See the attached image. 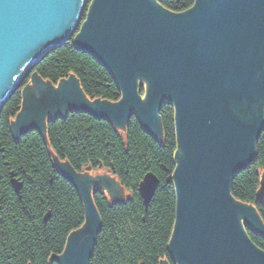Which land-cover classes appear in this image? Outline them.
Returning a JSON list of instances; mask_svg holds the SVG:
<instances>
[{"label":"water","instance_id":"95a60500","mask_svg":"<svg viewBox=\"0 0 264 264\" xmlns=\"http://www.w3.org/2000/svg\"><path fill=\"white\" fill-rule=\"evenodd\" d=\"M82 2L0 0V104L17 85L20 77L12 80L24 61L27 69L42 51L72 36L110 71L121 100L86 103L75 78L55 89L32 74L33 88L21 91L20 111L10 123L13 138L43 132L46 115L81 110L116 127L133 111L161 140L159 111L170 103L178 149L171 257L176 264H264V251L242 222L263 236L264 226L254 209L229 194L232 178L252 163L264 127V0H194L181 13L156 0H92L79 30ZM138 80L145 85L143 100ZM55 167L76 189L86 226L68 234L59 264H88L100 230L90 181L67 163ZM100 182L118 198L113 180ZM151 182L140 186L145 203L156 189L157 180Z\"/></svg>","mask_w":264,"mask_h":264},{"label":"trees","instance_id":"16d2710c","mask_svg":"<svg viewBox=\"0 0 264 264\" xmlns=\"http://www.w3.org/2000/svg\"><path fill=\"white\" fill-rule=\"evenodd\" d=\"M193 1L159 0L174 12L190 7ZM32 71L50 82L72 73L89 97L111 102L120 97L109 71L71 39L48 52ZM21 90L16 88L0 108V264H58L51 263V257L62 251L68 233L84 221L79 195L58 173L51 151L67 159L76 171L86 161L110 160L115 175L130 192L128 200L112 205L95 194L102 227L89 264H175L168 248L175 220L171 179L176 136L172 106L163 104L160 111L162 141L147 133L132 116L127 122L125 144L108 121L83 112H70L50 121L46 133L29 131L15 139L9 122L20 109ZM263 168L264 129L256 144L254 163L231 183L237 200L258 204L257 177ZM145 171L159 179L146 210L138 193ZM11 180L18 181V192ZM257 209L264 219V209ZM47 212L49 218L44 222ZM247 233L264 250V238Z\"/></svg>","mask_w":264,"mask_h":264},{"label":"rangeland","instance_id":"374dc122","mask_svg":"<svg viewBox=\"0 0 264 264\" xmlns=\"http://www.w3.org/2000/svg\"><path fill=\"white\" fill-rule=\"evenodd\" d=\"M88 7H89V4L87 5V7L81 12V21L82 22H80L79 23V26H78V28H79V30H80V27H81V25H82V23H83V21H84V18H85V16H86V13H87V10H88ZM164 9H166V10H168V11H170V12H173V13H176V12H174V11H171V10H169V9H167V8H164ZM188 9H190V7H188V8H186V10H188ZM78 30V29H77ZM78 30V31H79ZM68 40H70V39H68ZM71 40H73L74 41V36L71 38ZM57 47V46H56ZM81 50V49H80ZM83 51V50H82ZM84 52H86V51H84ZM35 65H37V61L36 62H34L33 63V66H35ZM105 67V66H104ZM106 68V67H105ZM107 69V68H106ZM32 75V74H31ZM37 76L43 81V82H48V83H50L55 89L57 88V86H58V84H60L61 82H64L66 79H67V77L68 76H71V77H73V78H75L76 80H77V84H78V88L81 90V92H82V96L84 97V99L86 100L87 98H88V96H86L85 95V92L82 90V88H81V86H80V84H79V81H78V79H77V77L74 75V74H69L68 76H66L65 78H62V79H59V80H57V81H55V82H50V81H47V80H44V79H42L38 74H37ZM22 77L23 76H21L20 77V80H18V82H17V84H19V87L20 88H23L24 86H27V85H30V89H26V90H31L32 88H33V86H32V83H31V80H28L27 82L28 83H26V84H23V79H22ZM20 81V82H19ZM140 85H141V87H140ZM118 87V86H117ZM18 88V87H17ZM118 89H119V87H118ZM137 92L139 93V95H140V97H141V99L142 98H144L145 97V93H146V90H145V85L143 84V82L142 81H140V80H138L137 81ZM119 93H120V90H119ZM88 100H91V101H98V102H105V103H110V104H116L117 103V101H120L121 100V94H120V97H119V99L118 100H116L115 102L116 103H113V102H108V101H106V100H103V99H100L99 100V98H96V97H89L88 98ZM163 106V105H162ZM20 110V109H19ZM70 112H83V111H81V110H67V114L68 113H70ZM83 113H85V112H83ZM130 113H132L133 114V111H131ZM86 114H89V113H87L86 112ZM89 115H91V114H89ZM92 116V115H91ZM65 117V116H64ZM94 117V116H93ZM94 118H96V119H100V120H106V121H108L105 117H100V116H98V117H94ZM130 119V118H129ZM129 119H127L126 120V122H125V124L123 125V126H121V127H116V126H114V125H112L111 124V127H112V129L115 131V133L117 134V136H119L120 138H121V140H122V142L123 143H127V136H126V127H127V122H128V120ZM55 119H54V117H49L48 115H47V120H46V123L48 124L50 121H54ZM109 122V121H108ZM45 123V124H46ZM46 126V125H45ZM162 129V128H161ZM263 129H264V127H263ZM263 129H262V131H263ZM34 131H38V130H34ZM262 131L260 132V134L262 133ZM29 131H27L26 133H28ZM39 132V131H38ZM26 133H24V134H26ZM24 134H22V135H24ZM260 137V136H259ZM259 137H258V139H259ZM162 138H163V135H162ZM258 139H257V141H258ZM159 141H162V139L161 140H159ZM256 144H257V142H256ZM176 150H177V147H176ZM51 159H52V162L54 163V165L57 163V164H64V163H67V164H69L68 163V161H67V159H61V158H59V157H57V155L53 152V151H51ZM52 155H54L56 158L55 159H53V157H52ZM255 161V156H254V159H253V161H252V163ZM69 166L74 170V172H76L79 176H81V177H84L85 179H87V180H89L90 182H89V197H90V199H91V201H92V204H93V206H94V208H95V210L97 211V215H98V217H99V220L101 219V217H100V214H99V212H98V210L96 209V204H95V194L96 193H98L99 195H101L104 199H105V201L108 203V204H115V203H121V201L122 202H125L126 200H128L127 199V197L128 198H130V192H128V191H126V190H128V188L127 187H125L123 184H122V182H121V180L115 175V173H114V167H113V162H111L110 160L109 161H107V162H105L104 160H102V159H99V158H96V161L94 162V163H92V162H90V161H86V163H84V166H82V168H80V170L79 171H76L70 164H69ZM264 174V168L263 169H261V170H259V176L261 175H263ZM11 175V174H10ZM87 175V176H86ZM11 177H12V175H11ZM62 177V176H61ZM103 177H106V178H109V179H111V180H113V182L115 183V185H116V188H117V191H119L117 194H118V198H117V195H116V198H114L112 195H111V193H110V191L106 188V187H104L103 185H101V182H100V179L101 178H103ZM235 177V176H234ZM233 177V178H234ZM63 178V177H62ZM64 179V178H63ZM67 183H69L66 179H64ZM171 181H172V179H171ZM233 181V180H232ZM11 183H12V185H13V188H14V190H15V192H18L19 191V187H20V185H19V183H18V181H15V180H11ZM173 183V182H172ZM70 184V183H69ZM71 185V184H70ZM72 186V185H71ZM73 187V186H72ZM156 191V190H155ZM138 193H139V196H140V198H141V200H142V202H143V208L146 210V209H148V207H149V202L148 203H145L144 202V199L142 198V196H141V193H140V187H138ZM155 193V192H154ZM154 193H153V195H154ZM119 195H121V198H119ZM152 195V196H153ZM80 198V197H79ZM117 199H119L120 200V202H118V201H116ZM237 200V199H236ZM237 202H241V201H239V200H237ZM262 203H264V201L262 202ZM255 211V213L258 215V217H259V219H261L260 221H261V223H262V225L264 226V219H263V217L260 215V213H259V211H258V209L256 208V210H254ZM49 218V212H47L46 214H45V216H44V218H43V221L45 222L47 219ZM100 222H101V220H100ZM82 225V224H81ZM81 225L79 226V227H77V228H75L74 230H73V232H75V231H77V230H79L80 228H81ZM242 226H243V230L245 231V234L249 237V235H248V233H247V231H250V232H252V233H254L255 235H257V236H259V237H262V238H264V236L263 235H260V234H258L256 231H254L252 228H250V227H248L246 224H244L243 222H242ZM68 234H70V233H68ZM98 234V233H97ZM68 236V235H67ZM96 237H97V235H96ZM250 239V238H249ZM251 240V239H250ZM65 243H66V240H65ZM253 243V242H252ZM254 244V243H253ZM255 245V244H254ZM64 246H65V244H64ZM64 246H63V248H64ZM258 249H260V250H262V251H264L263 249H261V248H259L257 245H255ZM63 248H62V251H63ZM93 250V249H92ZM62 251H60V253L59 254H56V255H53L52 257H51V259H50V262L52 263V262H55V263H58L59 264V260H58V256H60L61 254H62ZM170 253V252H169ZM92 255H93V252L91 253V255H90V257H89V259H88V264H89V262H90V259H91V257H92ZM171 255V254H170ZM174 261V260H173ZM162 262H165V263H167L166 261H160L159 262V264H161ZM175 263V262H174ZM168 264V263H167ZM176 264V263H175Z\"/></svg>","mask_w":264,"mask_h":264},{"label":"bare ground","instance_id":"6f19581e","mask_svg":"<svg viewBox=\"0 0 264 264\" xmlns=\"http://www.w3.org/2000/svg\"><path fill=\"white\" fill-rule=\"evenodd\" d=\"M91 1L92 0H83V2H82V4H81V6H82V10H81V12L87 7V5L89 4V6H90V4H91ZM157 1V0H156ZM193 3H194V1H193ZM193 3L191 4V6H190V8L191 7H193ZM158 5L159 6H161L162 8H165L160 2H158ZM80 7V6H79ZM79 11V10H78ZM183 11H186V9H184V10H182V11H178V12H176V13H181V12H183ZM83 13V12H82ZM84 20H85V18H84ZM73 37V36H72ZM71 37V38H72ZM70 38V39H71ZM66 42V41H65ZM65 42H62L61 44H58V46L57 47H59V46H61L62 44H64ZM54 48H56V47H52V48H50L49 50H44L45 49V46H43L42 47V50H44V51H42L39 55H40V57H39V60L37 61V63L40 61V60H42L46 55H47V53L48 52H50V51H52ZM87 53H89V52H87ZM90 55H92L93 57H95L93 54H91V53H89ZM95 59L97 60V61H99L96 57H95ZM28 62H29V60H28ZM28 62L27 61H24L23 62V64L20 66V68H19V70H18V72H17V74H16V76H15V78L12 80V82L13 81H15L17 78H19V77H21L20 75L22 74V79H23V81L25 80V83H28L29 81L28 80H30V76H31V74H36L37 75V73L36 72H34V71H32L33 69H34V67L35 66H33V65H30L27 69H25V65H24V63L25 64H28ZM99 63H101L100 61H99ZM102 64V63H101ZM103 65V64H102ZM104 66V65H103ZM108 70V69H107ZM109 71V70H108ZM109 73H110V71H109ZM111 74V73H110ZM112 76V75H111ZM19 80H20V78H19ZM21 81V80H20ZM19 81V82H20ZM28 81V82H27ZM17 87H19V84H17V85H15V88L10 92V93H8V95L6 96V98H5V100L0 104V108L3 106V104L5 103V101L9 98V96L12 94V92L17 88ZM26 89H30V85H27V86H24L23 88H22V90L21 91H25ZM32 90V89H31ZM30 90V91H31ZM121 94V93H120ZM86 95V94H85ZM86 96H88V95H86ZM85 97V96H84ZM86 98V97H85ZM88 98H89V96H88ZM88 98L85 100V102L86 103H92V101L91 100H88ZM144 98H142V100H143ZM100 100V99H99ZM108 102H110V101H108ZM113 102V101H112ZM118 102V101H117ZM113 103H116L115 101L113 102ZM166 104H169V105H171L170 103H166ZM172 106V105H171ZM20 108H21V106H20ZM162 109V108H161ZM20 111V110H19ZM19 111H18V113H19ZM161 111V110H160ZM160 111H159V119H160V123H161V118H160ZM18 113H16V115L18 114ZM86 113V112H85ZM15 115V116H16ZM67 115V113H65L63 116H58L57 114L55 115V117H54V119H57V118H63L64 116H66ZM132 116H134V117H136L135 115H134V113L132 114V113H129L128 114V119L129 118H131ZM14 119H15V117L12 119V120H10V122L9 123H14ZM46 120H47V115H46V117H45V123H46ZM46 126H44V131L42 132V133H46L47 132V126L49 125V123L47 124H45ZM161 128H162V126H161ZM29 131H34V129H30ZM22 134H20V135H18V136H16L15 137V139H18L20 136H21ZM260 136V135H259ZM257 142V141H256ZM178 151V149L176 150V152ZM176 152H175V154H176ZM255 153H256V145H255ZM52 157H53V159L54 158H56L54 155H52ZM254 163V162H253ZM253 163H251L250 165H248L247 167H245L244 169H242V170H240L238 173H240V172H242V171H244L245 169H247L249 166H251ZM237 173V174H238ZM236 174V175H237ZM235 175V176H236ZM87 176V175H86ZM263 176V175H262ZM262 176L260 175V176H258L257 178V181H258V183H257V190H256V202L258 203L257 205H254V204H251V203H248V202H243V201H241V202H239L240 204H243L244 206H248V207H250V208H252V209H254V210H256V208H257V206L259 207V206H261V208L262 209H264V204L262 203L263 201H264V185H263V182H264V179H262ZM234 178H232V180H233ZM152 180H157V185H156V189H157V186H158V184H159V179H158V177L153 173V172H150V171H145V173H144V175H143V177H142V179H141V181H140V183H139V185H138V187H140L141 186V184L143 183H146L147 182V184L148 183H152L151 181ZM231 183H232V181H231ZM155 189V190H156ZM126 191H128V190H126ZM129 192V191H128ZM229 194H230V196L235 200V201H237L236 200V198L233 196V194H232V184H231V189L229 190ZM152 198H153V196H151V199H150V201H149V204H150V202H151V200H152ZM127 199H129L128 197H127ZM116 201H118V202H120V200L119 199H117ZM122 202V201H121ZM96 209H97V207H96ZM258 216V215H257ZM101 220V219H100ZM261 220V219H260ZM101 227H102V222H100V230H101ZM100 230L98 231V233L100 232ZM69 233H73V230L72 231H70ZM171 233H172V231H171ZM98 235V234H97ZM95 241H96V238H95ZM95 241H94V244H95ZM94 244H93V250H92V252L94 251Z\"/></svg>","mask_w":264,"mask_h":264},{"label":"snow or ice","instance_id":"6c2138e0","mask_svg":"<svg viewBox=\"0 0 264 264\" xmlns=\"http://www.w3.org/2000/svg\"><path fill=\"white\" fill-rule=\"evenodd\" d=\"M158 2H159V0H157V3H158ZM195 6H196V5H195ZM90 7H93V5H90ZM85 227H86V226H83V225H82V226H81L82 230L85 229ZM79 232H81V231H77L76 233H79Z\"/></svg>","mask_w":264,"mask_h":264}]
</instances>
